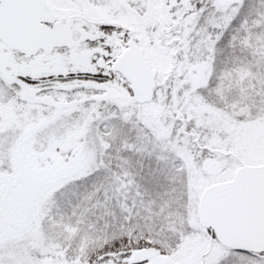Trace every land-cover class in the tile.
<instances>
[{
	"label": "snow or ice",
	"instance_id": "obj_1",
	"mask_svg": "<svg viewBox=\"0 0 264 264\" xmlns=\"http://www.w3.org/2000/svg\"><path fill=\"white\" fill-rule=\"evenodd\" d=\"M0 264H264V0H0Z\"/></svg>",
	"mask_w": 264,
	"mask_h": 264
}]
</instances>
